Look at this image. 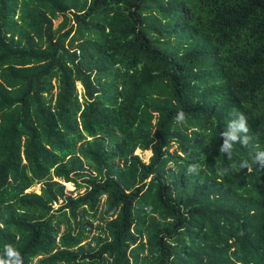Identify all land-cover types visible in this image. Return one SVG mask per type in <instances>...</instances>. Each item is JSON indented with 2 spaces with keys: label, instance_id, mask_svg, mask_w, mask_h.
<instances>
[{
  "label": "trees",
  "instance_id": "obj_1",
  "mask_svg": "<svg viewBox=\"0 0 264 264\" xmlns=\"http://www.w3.org/2000/svg\"><path fill=\"white\" fill-rule=\"evenodd\" d=\"M136 251L264 264V0H0V264Z\"/></svg>",
  "mask_w": 264,
  "mask_h": 264
},
{
  "label": "rangeland",
  "instance_id": "obj_2",
  "mask_svg": "<svg viewBox=\"0 0 264 264\" xmlns=\"http://www.w3.org/2000/svg\"><path fill=\"white\" fill-rule=\"evenodd\" d=\"M57 24V23H56ZM56 26V25H55ZM57 26H56V28H55V30H57ZM78 90H79V93L80 94H83V89H82V86L80 85V84H78ZM178 148V146L177 145H175L172 149H171V153H175V151H176V149ZM149 160V158L147 159L146 158V161H148ZM68 189H69V191H74L75 190V187H73V186H68ZM62 203V202H61ZM56 207V209H58V208H60V204L59 205H56L55 206ZM100 223V221L98 220V221H96V223H95V226H94V229H93V233H92V238L94 239H96V238H98L100 235H102V233L103 232H101V229L100 228H97V226H98V224ZM67 231V226H64L63 228H62V233H65ZM90 242H94V241H92V240H89L87 243H90ZM132 255H134V257H137V258H139L141 261H143L144 262V264H149V262H147L148 260H146V259H144V258H146L147 257V253H138L137 251L136 252H130ZM142 263V262H141Z\"/></svg>",
  "mask_w": 264,
  "mask_h": 264
}]
</instances>
